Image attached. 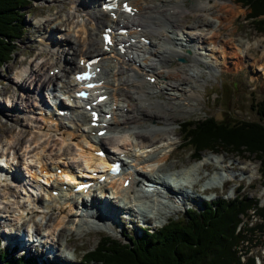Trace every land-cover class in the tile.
I'll list each match as a JSON object with an SVG mask.
<instances>
[{
	"label": "bare ground",
	"instance_id": "obj_1",
	"mask_svg": "<svg viewBox=\"0 0 264 264\" xmlns=\"http://www.w3.org/2000/svg\"><path fill=\"white\" fill-rule=\"evenodd\" d=\"M97 1L98 0L91 2L88 5V8L89 6L93 7V5H95L91 12V24L94 25L91 28L84 23L74 26L75 24H73V20H69L71 16L68 19H65L64 17L60 18V20L57 21L59 24L54 23V25H57V30L60 28L59 25H67L65 31L67 30L69 32L64 35L62 42L65 46H70L65 52L63 51L60 53L59 59L55 62L56 65L49 68L44 74L38 72L37 69H32V71L28 72L27 70H30L29 68H22L19 73L15 74L16 78L21 80V82L5 87L8 99L7 102L9 104L13 88L17 87L16 89L22 92V81L27 85H29V83L33 84L34 87L32 88V86H30L28 91L29 94H32L31 98L29 99V97H27L28 99H26L24 95L20 98L22 101L20 104H23L28 110L32 111L34 106L30 103L31 100L34 96H36V99H34L35 102H37L39 97L43 98L42 89L45 87H49L48 91H51L52 93L56 91L59 94H66L71 97L73 95V90H75V81L72 79V76L78 73L77 71L81 69L79 65L80 60L87 59L94 53H98V56L102 57L100 66L103 67L104 73L101 75L100 80L105 82L107 89L106 93L109 94V100L104 107H109L106 113L110 112L113 115L112 118H109V129L108 132L105 133V136L99 137L97 133L101 129L89 126V113L82 106V102L77 100L74 104V108H66L69 109L71 113V119L60 117V109H57L56 106L54 109H50L48 112L40 114L39 117H29L32 118L34 125H36L35 121L38 123L37 126H34L37 128V132L35 133L36 139L32 143L35 147L28 152L32 154L29 159H27L28 157H25L28 155L23 154L25 152L23 148L26 145L21 142L17 146V144L14 143L15 139H13V137H10V142L9 144L7 143V148L3 147L0 150V157H7L10 155L9 158H13L14 161L18 160V164L24 163L26 172L30 173L31 170V177L35 174L36 170H39L40 173L51 172L53 174L58 169L69 170L76 166V162H79L78 166L81 167L82 162H85L88 169L96 170L102 163L98 161L99 158L95 153L100 150L99 147H106V139H109V145H111V148H115L113 152L108 153V158L110 160H119L121 156L124 155L127 159H131V161L134 162L132 165L135 167V172L132 171L133 166H131L130 163H124L125 171L115 178L113 182L103 183L101 186V194L97 196L91 195L90 197L92 200L90 202L88 200L84 202L82 201L83 204L81 207L77 205L75 200L77 198H83L84 196L80 195V193L73 192L74 186L69 187L68 190L63 189V184L59 185V180L55 185L57 188L51 189L47 191L48 193L46 192V194L42 195L43 198H45L43 201L39 196H35V193L29 195V188L25 186L29 185L39 191L42 188H45L41 183V178H39V176L35 175V178H32L33 180L23 179L21 178V172L18 173L15 169L13 173L14 181L9 179V177L6 179L0 178V189H8V192L6 191V194L0 199V208L5 209L4 212L0 214V218L4 220L10 219V221L18 224L16 225V227L18 226V229L11 234L9 233L10 235L7 237L8 240H13L16 245L20 244L21 241L18 240V238L21 236V228L23 225L29 223H31V225L36 224L35 226L37 229H34V232H39V223L33 217V211L24 214L25 209L21 200L16 199V195L12 194L13 186L20 188V190L23 189V191L26 190L29 200L32 199V201L40 202L39 204L42 205L40 209L41 211L39 212H42L43 215H45V218H48L49 216L51 217L53 214H57L58 217L61 218L59 222L52 226L47 223L45 218L42 219L41 224L43 225L45 223L44 230L46 234L42 235L41 232H39L40 234L37 233V236L46 239L52 237L53 234H56V231H58V239H55L56 237L52 239V242L55 241V243L53 246H50V248L54 251L53 255L56 257H59L60 255L61 259L65 260L67 263L71 262L72 258L67 254L65 255L62 250L63 245L65 246L64 241L66 240L62 241V243L60 242L59 248L57 249L56 244L61 237L67 238L73 233L74 229L75 231L78 230L81 235H83L84 232H87V227L90 228L92 226H97L101 228V226H103L109 229L110 225H117L116 221L118 220L117 218H119L117 216L122 212L130 213L133 216H143L147 221H151L153 217H151L150 214L153 212L155 213L154 217L163 219V217L169 214L168 212L178 211L175 202L171 201L172 197H170L169 200H158L153 206L155 199H151L148 195L138 190L143 179H147L156 185H159L160 182H162V184L165 183L161 175L168 173L170 170L169 167V170L166 169L167 163L172 154L178 150L179 147V145H176L175 138L173 137L175 135V130L172 128L173 118L171 115L175 111H169L166 108V102H163L159 95L166 96V98L173 101L177 107H182L184 105L183 100H197L195 92L189 90V88L195 87L193 81H186L180 72L181 67L184 66L180 65L176 68L178 71L176 70L177 72H174L172 68L168 67L170 65V62L168 61L174 55H180L181 57L184 56V58L189 57L187 54L192 55L190 57L191 64L185 67H188L190 72L193 70L195 73H190L191 78L194 80L200 79L201 71H196V69H199L197 67H200L202 63H205L207 64L208 69L211 70L212 68L209 66V56L214 57L213 55H215L213 53L215 49H209V46L206 45L207 42L204 41L203 33L208 31V34L211 35V31L209 30H212L213 32L217 31L223 24L220 20L215 21L216 18L211 17V14H209V12L217 6V2L215 1L212 3L209 0H129L143 9V14L136 15L134 19L140 23L143 22L142 25L146 27V30H144L141 35H147V38L151 41L149 44H145L138 39L137 42L127 47L124 57H127L132 61V64L139 67L132 65L129 77H125V67L117 65L119 64L117 60L118 55L104 51V43L100 38L105 28L117 22L113 20L108 13L106 14L100 10ZM159 1H165L166 6H163L164 8H162V10H157L156 13L152 12V10H148L151 3L154 5ZM73 2L78 1L75 0ZM185 3H188L191 7L192 5L196 6V16L202 18L208 17V21L198 23L195 26L177 24V22L182 21V18L185 16L183 12L187 11L190 7H187ZM228 3L230 6L236 7L232 0H223V4ZM49 8L52 9V6ZM78 9L79 8H77L76 11H78ZM59 10V13L61 14L62 9L58 8L57 11ZM232 10L233 9H231V11ZM235 11L236 10H233V12H231L233 17L236 16L235 14H238V12ZM224 13L216 14V12H214V15L216 14L215 16L219 18L222 17V14ZM125 17L126 16H121L122 19ZM40 22L42 21L38 20L37 22L39 27L42 24ZM49 26H51V24ZM79 28L83 30L87 36L84 42L77 46L76 39L72 37L77 34L76 29ZM174 30L177 31L174 32ZM46 34H48V37L51 39V45L48 44V47H52V50L49 51L48 54L58 52V50H55L56 48L53 47L57 37L55 36V40L52 36L53 33L47 31L45 35ZM160 34H162V41L158 42L157 38H160ZM214 34L218 38L217 40L213 39V43L215 44V47H218L217 42L220 41V34ZM121 36L124 37V35ZM246 43L247 45L244 48H240L245 56L248 55L251 48V44H249V42ZM230 44L236 45L234 41ZM200 46L202 52L198 53ZM155 47H157V49H155ZM220 48L221 47H219V50ZM207 50L209 53H207ZM206 56H208V58H206ZM214 59H217V57H214ZM161 64H164L166 69L162 70ZM39 65L43 69V63H40ZM55 68L59 69V73H54L52 75L51 70ZM141 68L144 70H152L154 73L156 72L155 75L158 77V83L153 86L152 83L146 81L145 78L139 79L138 76L141 72ZM183 70H185V68ZM25 91L27 92V88H25ZM54 97L57 99L56 95H54ZM12 98L13 101L11 104L13 106L17 105L14 103V101L17 100L15 95L12 96ZM56 103L57 100H54L53 105ZM62 103L63 102L60 101L59 105H64L65 102ZM147 122H149V124L146 126ZM143 128H145L146 131H143ZM11 133H13V131L10 132V134ZM27 141L28 140L25 142ZM29 144L30 141L28 142V145ZM22 150L24 152H22ZM22 154L24 156L23 158H20ZM218 154H221V152ZM23 159L25 160L21 161ZM214 159L215 158L208 160L203 166L201 165L202 167L189 163V165L192 166L189 167V165H187V167H189L188 169L191 171V174L185 172L188 175V178L186 179L188 189L181 190L173 188V194L182 198L196 199V186L202 183L206 177H203L200 169H203V167L205 168L207 165H213V167L207 172V178L205 179L203 186H205L207 179H209V183L212 184L208 188L218 185L219 182L215 176L211 178L208 177L215 169L214 165L219 168V164L224 163L225 160L219 158L215 161ZM201 160H203V157ZM227 164L231 163H228L227 161ZM250 166H253L254 168L251 169L252 171H248L249 177L246 178L251 180L256 176L257 166L252 164ZM11 168L12 166L9 165V169L7 170L11 171ZM0 169L2 172L4 171L3 167H0ZM244 169L245 167H241V170ZM32 171L34 172L32 173ZM223 171H226L227 173L229 172L233 182L239 176L234 174V170H230V172L228 169L222 168L221 172ZM170 172V174L168 173L169 175L176 171L170 170ZM185 173L184 170L179 172V174L183 175H185ZM219 175L222 177L221 174ZM53 176H55V174ZM129 178L131 179L129 187L123 188L125 181ZM48 182H50L49 178L44 180V184H48ZM76 182L77 181H75V183ZM251 184L252 183L249 184V187ZM54 190L59 191L58 196L53 195ZM111 194L115 195L117 199L116 204L113 199L115 197H112ZM102 201L106 203V210H103L101 206ZM134 201L138 203V205H135L133 203ZM113 202L115 205H113ZM74 206H79L80 209L73 210ZM68 207L73 211L68 210ZM13 209L14 211H12ZM34 212L37 213V211ZM43 220H45V222H43ZM121 221L123 226L124 221ZM65 222H67V224H65ZM61 224H65L67 227L66 231H61ZM36 244L37 242L34 241L30 246L29 251H31L32 246H35ZM61 244L63 245L61 246ZM75 251L76 249H74V252ZM41 254L43 255V253Z\"/></svg>",
	"mask_w": 264,
	"mask_h": 264
},
{
	"label": "rangeland",
	"instance_id": "obj_2",
	"mask_svg": "<svg viewBox=\"0 0 264 264\" xmlns=\"http://www.w3.org/2000/svg\"><path fill=\"white\" fill-rule=\"evenodd\" d=\"M34 2V5L28 8V15L26 16L25 22L26 24V30L24 33V38L22 42H20V45L18 47V51L15 54V58L10 61V64L7 66L3 67L0 69V150L5 147L7 148L10 142V137H13L15 139V144L17 146L23 142L24 145V152L23 154L28 155L25 156L27 159L32 156L30 150H32L35 145L32 144L35 139V133L37 132V128L34 126H37L38 123L37 121L34 122L32 118L39 117V108L37 106L33 108V112L31 110H28L23 104L21 105V97L24 95L26 99L29 97L31 98L32 94H29V88L32 86L34 87L33 84L29 83L27 85L24 81H22V92L13 88V92L11 93V101L8 104V99H7V93H6V88L7 86H10L12 84H16L18 82H21V80L16 78V75L21 69L23 68H29V71H32V69H37L38 72L43 73L47 72L49 68L53 67L57 59L60 57L61 52H65L67 49L70 48L68 45H64L62 40L64 39V35H66L67 32L65 31L67 25H59L60 28L57 30L56 26L54 23H58L57 21L60 20V18L64 17L65 19H68L70 16L71 18L69 20H73V24L80 25V24H86L89 28L94 26L91 24V12L93 10V7L88 8V5L91 2H94L96 0H77L78 2H73L75 0H32ZM100 0L97 1L98 6H100ZM212 3L215 1L217 2V6L214 7L209 14H211V17H215V21H222L223 24L220 26L219 30L217 31H211V35L208 34V31H205L203 33V38L206 41V45L209 46V49H215L214 50V57H217V59H214V57H210L209 55V60H210V67L212 68L211 70L208 69L207 64L202 63L200 67H197L201 71V78L198 80H194L191 78V74H195L193 70L190 72L188 70V67L186 68L185 66L191 64V56L187 54L189 57L180 56V55H174L172 56L168 62H170V65L168 67L172 68L174 72H177L178 69L177 67H181L180 72L182 73L183 78L186 81H193L194 86L197 87H191L189 90H192V92H195V95H197V100L192 101H185L184 105L182 107H177L173 101H170L166 98L164 95H159L160 99L163 102H166V108L169 111H175L171 117L173 118L172 120V128H174V138H175V143L176 145H180V143L183 142V137H182V132H181V127L180 125L182 124L181 122L186 121V119L191 120H198L200 119H206L210 117H216L219 120H222L223 118H226L227 114L228 116H231L232 118L240 119V118H246L250 120L254 119H259V114H258V106L260 111L263 109L264 110V36L257 31L252 29V25L250 23V20L247 19V13L248 9L244 6L242 7L241 5L237 4L234 0H232L235 3L236 7L230 6V4H223V0H209ZM226 1V0H225ZM96 3V2H95ZM162 3V2H161ZM151 3L149 5L148 10H152V12L156 13L157 10L159 11L160 9L155 8V4L152 5ZM187 7L188 3H185ZM52 6V9L49 8ZM166 6V5H164ZM61 10V14L59 11ZM78 11H76V9ZM162 8H164L162 6ZM161 8V10H162ZM166 8V7H165ZM195 8V9H194ZM231 9L236 10L238 14H235L236 16L233 17L231 12ZM196 6L192 7L190 6L187 11L183 12L185 16L182 18V21L177 22V24H185L187 26H195L198 23L201 22H207L208 17L202 18L196 16ZM225 13H224V12ZM235 11V12H236ZM214 12L217 13H224L222 14V17L217 18L214 15ZM71 13V15H70ZM213 13V14H212ZM60 14V15H59ZM57 19V20H56ZM38 20H41L42 23L41 26H38ZM51 24V26H49ZM59 24V23H58ZM143 24V23H142ZM54 25V26H53ZM49 26V27H47ZM51 28V30H50ZM55 29V31H54ZM77 34L72 37L76 39V44L77 46L81 45L84 40L86 39L87 34L83 32V30L76 29ZM53 33V37L56 40L55 45V50H58L56 53H51L48 54L49 51L52 50V47H48V44H50L51 39L48 37L49 35L45 33L46 32ZM177 30H174V32ZM214 33H219V42H217L218 47H215V44L213 43L214 40H217L218 37L215 36ZM56 36V37H55ZM214 39V40H213ZM158 42L162 41V34H160V38H157ZM235 42L236 45L230 44L232 42ZM251 44V48L249 50L248 55H244L240 48H244L247 43ZM67 43V42H66ZM213 43V44H211ZM51 45V44H50ZM219 47L220 50H219ZM198 53L202 52L201 46L200 49H198ZM187 52V50H186ZM207 53L209 51L207 50ZM206 56V58H208ZM158 59V58H157ZM181 59H184L185 61L182 62L180 61ZM245 59V60H244ZM190 61V62H189ZM36 63V64H35ZM40 63H43V69L39 65ZM37 65V66H35ZM130 67L125 66V72L124 75L125 77H129L130 71H131V64H129ZM162 65V70L166 69L164 64ZM215 66V67H214ZM185 68V70H183ZM168 70V69H167ZM177 70V71H176ZM129 73V74H128ZM191 73V74H190ZM139 78V77H138ZM141 79V78H139ZM147 84V83H146ZM179 84V83H178ZM18 85V84H17ZM49 85V84H48ZM25 88H27V92L25 91ZM49 88V87H46ZM10 89V88H9ZM8 89V91H9ZM31 91V90H30ZM32 93V92H31ZM43 95L45 93H42ZM17 98L14 103L17 105L13 106L11 103L13 101L12 96ZM9 97V96H8ZM36 96L33 97L30 103H32L33 106L34 103L38 104L41 102V100L45 101L44 97L39 98L37 100L38 102L36 103L35 100ZM185 99V97H184ZM30 101V100H29ZM34 110H37L35 113ZM32 117V118H29ZM149 124L147 122L146 126ZM10 134V132H12ZM143 131H146L145 128H143ZM8 136V137H7ZM28 140L27 142H25ZM30 141V144L28 145V142ZM106 146L109 145V139H106ZM21 155L20 158H23L24 155ZM236 153L234 155L227 154V152H223L219 154V157L215 158L216 156L210 153V151H205L203 152V155L205 157V162L197 163L195 165L198 166H203L208 160L215 158L214 160L217 161V159H223L225 160L224 163L219 164V168L215 167L217 172L221 171L222 168L228 169L229 171L234 170V174L239 175L237 180L231 184V188L235 189L238 185L240 188L238 190L234 191H228V188L225 190L217 189L215 192H211L210 196L214 197V199L217 201L218 199L222 197H226L229 200L234 199L238 194H240L243 197H248V198H261L262 200V205H264V186H263V175L261 174L262 169H261V164L258 161L257 157L252 155L251 157H247V153L244 154H239ZM223 158H222V157ZM249 156V155H248ZM229 157V159H228ZM9 158V157H8ZM193 156H192V151L190 150V147H185L180 150H176L170 160L167 163L166 169L172 170L176 168V170L181 171L182 167H185L191 164L193 162ZM13 163L18 162L14 161L13 158H9ZM25 159L21 160L24 161ZM231 163V164H227ZM216 164V163H214ZM255 165L257 166V177L256 179L252 180V185L249 187V182L251 181L250 179H247L246 177H249L248 171L253 169V166L250 165ZM190 166V165H189ZM201 166V167H202ZM20 167V172H21V177L23 179H27L26 176H29L25 172V167L24 163H21ZM169 167V168H168ZM213 165H207L205 168L201 170V173L204 176V180L202 183L198 184L196 186V199H188L181 208V210L172 211L168 212L172 214L169 218L172 219H179L182 217L184 214L187 212L188 206L196 205L198 208H202L201 204H204L205 199L207 198V195L203 194L201 190L204 189V181L207 178V172L211 170ZM241 167H245L244 170H241ZM170 170L168 172H170ZM230 171V172H231ZM252 171V170H251ZM24 174H26L24 176ZM229 174V172H228ZM242 174V175H240ZM230 175V174H229ZM24 176V177H23ZM241 178H243L241 182ZM245 179V180H244ZM17 184V183H14ZM12 185V184H11ZM10 185V186H11ZM19 185V184H18ZM202 185V186H201ZM238 186V187H239ZM229 187V186H228ZM199 188V189H198ZM6 191L8 192V189L2 188L0 189V199L3 195L6 194ZM12 194L16 195V199L21 200V203L24 206V214L30 213L33 211V217L38 221L39 225V232H41L42 235H45V228L44 225L42 226L41 221L42 219L45 218V215H43L41 211V205L37 201H32L29 200L28 194L23 189L20 190V188L13 187L12 186ZM35 196H39V198L44 199L43 196L40 194V191L35 189ZM208 196V198L210 197ZM116 199V198H115ZM115 204L117 203V199L114 200ZM113 202V205H115ZM1 205V204H0ZM36 209V210H34ZM4 208H0V214L4 212ZM149 210V209H148ZM14 211V209L12 210ZM34 211H37L34 212ZM165 212V213H166ZM13 213V212H12ZM42 213V214H41ZM37 214V215H35ZM148 214V212H147ZM57 214H53L51 217L49 216L48 218L46 217L45 219L47 220V223H49L51 226L56 224L57 222L60 221V217H58ZM119 216L117 218L118 220L117 225H110L109 229L106 227L101 226V228L97 226H92V227H87L86 231L84 232L83 235L77 230L73 231L67 238L61 237L56 244V249L59 248V243L64 240L62 250L64 251V254L70 256L72 258V261L69 262L68 264H82L81 263V255L84 254L87 250L95 249L100 241V238L102 236H108L110 238H117L119 240L124 239V235H130V236H135V235H141V229H143V226H145L144 223H139L137 222L140 220V217L138 219L135 218V225L133 222H130V220H125L124 217ZM50 218V220H49ZM247 219H249L247 216H245L242 221L246 222ZM124 221L125 225L122 227V221ZM161 223H167L169 219H161ZM45 222V220H43ZM157 223V221L155 222ZM67 224V222H65ZM65 224H61V231H66L67 227ZM18 225L16 222L10 221V219H1L0 218V249L4 250V244H3V239L6 236H9L12 232L18 229ZM36 225V224H35ZM33 225L31 227V223L27 225H23L21 228V234H28V231H32V228L37 227ZM154 225V224H153ZM153 227V226H152ZM24 228V229H23ZM63 228V229H62ZM59 229V232H60ZM10 233V234H9ZM58 231H56V234H53L52 237L48 238H41L40 240L43 241V245L40 247H37V245L32 246L31 251L28 253H25L24 255L26 256H31L35 255L39 260L41 261V256L39 255V252H41L42 248L45 250L49 248L50 246H53L55 243L52 242V239H58ZM41 235V236H42ZM68 240V242H67ZM5 241V240H4ZM2 242V243H1ZM67 245V246H66ZM74 249L76 251L74 252ZM22 250L17 251L15 255H22L21 253ZM62 253V252H61ZM61 258V256L59 255ZM51 258L49 257V260ZM52 261V260H50Z\"/></svg>",
	"mask_w": 264,
	"mask_h": 264
},
{
	"label": "trees",
	"instance_id": "obj_3",
	"mask_svg": "<svg viewBox=\"0 0 264 264\" xmlns=\"http://www.w3.org/2000/svg\"><path fill=\"white\" fill-rule=\"evenodd\" d=\"M237 2L248 8L253 29L264 35V0ZM31 4V0H0V69L18 51ZM257 111L259 120L236 119L227 114L222 120L213 117L185 121V145L192 146L197 157L215 148L255 155L264 172V111ZM203 206V211L191 210L179 220H169L162 228L143 229L140 236L127 235L126 243L103 236L95 250L82 255V264H253L251 260L241 261L236 246L243 235L235 232L240 215L258 206L257 200L238 197L232 202L224 199ZM259 214L264 218V207L259 208ZM0 264L41 263L36 256H16L0 249Z\"/></svg>",
	"mask_w": 264,
	"mask_h": 264
},
{
	"label": "snow or ice",
	"instance_id": "obj_4",
	"mask_svg": "<svg viewBox=\"0 0 264 264\" xmlns=\"http://www.w3.org/2000/svg\"><path fill=\"white\" fill-rule=\"evenodd\" d=\"M129 11H131V9H129ZM83 78V77H82ZM101 135H103V133H101Z\"/></svg>",
	"mask_w": 264,
	"mask_h": 264
}]
</instances>
